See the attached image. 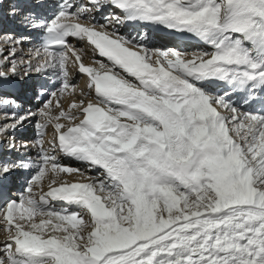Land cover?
Returning a JSON list of instances; mask_svg holds the SVG:
<instances>
[{
  "label": "bare ground",
  "instance_id": "obj_1",
  "mask_svg": "<svg viewBox=\"0 0 264 264\" xmlns=\"http://www.w3.org/2000/svg\"><path fill=\"white\" fill-rule=\"evenodd\" d=\"M258 1L126 0L128 22L101 1L38 5L54 21L61 4L83 31L60 54L40 58L33 81L41 99L0 90L2 128L16 126L3 139L28 164L0 200V264H264V221L233 209L208 212L222 202L211 186L184 195L177 179L151 173L165 171L158 146L169 160L190 156L188 119L203 120L220 139L229 126L241 128L234 146L246 160L264 158V91L227 98L221 82L264 78ZM15 3L3 8L16 12ZM31 14L25 7L18 18L32 22ZM19 27L0 22L6 62L38 50L37 32ZM252 181L264 215V179ZM206 212L217 221L198 226Z\"/></svg>",
  "mask_w": 264,
  "mask_h": 264
},
{
  "label": "rangeland",
  "instance_id": "obj_2",
  "mask_svg": "<svg viewBox=\"0 0 264 264\" xmlns=\"http://www.w3.org/2000/svg\"><path fill=\"white\" fill-rule=\"evenodd\" d=\"M258 2L263 9L264 0H259ZM58 92H61V88L58 89ZM184 123V129L187 130L190 143L192 144L190 156L187 157L186 160H179L180 162L174 159L169 160L165 157L161 146H158L155 148V154L157 155L156 157L160 158V162L162 161L161 165L164 167L165 171H154V173L151 169V173L155 174V178L159 180L163 177L166 179L174 177L173 179L178 180L176 181L180 185V192L182 194L184 193V195L193 192L196 194L201 192V194H203L206 191L205 188L211 186L219 194V199L222 200V202L220 203L221 205L219 204L220 206L218 205L219 207L214 204L210 205L207 208L208 212L213 213L211 210H214V213L218 212L216 215H220L225 212H232L233 210V212H235L237 210L248 212L249 214L252 213L251 215L254 214L256 220L263 222L264 215L262 212H259L258 206L256 207L257 209L254 207L255 204L253 203V199L256 197L254 193L257 188L255 186L256 183L253 182L252 179L254 180L260 177L264 179V158H262L260 154H257L256 157H249L247 155L248 160H246V157H244L246 151H244V149L240 150L238 146H234L235 144L231 139H236L238 137L239 133L237 132H240L241 128L237 130L236 127L231 128L229 126V137L227 136L228 138L220 139L219 137H212V135L209 134L208 128L205 126L203 120L190 121L188 119ZM255 143L258 146L261 142L256 141ZM255 143L254 145L256 146ZM145 172L148 173V177L153 176L151 173L149 174V170H145ZM54 177H56V174ZM153 186L154 189L158 188L157 184ZM249 204L252 205L250 206ZM260 206H263V204ZM214 207L216 208L214 209ZM208 212H206L208 216L205 214L199 215L200 217L197 216L199 220L200 218L204 220H200L201 223L198 221V226L204 225L203 222H205L206 219L207 221L213 219V217L211 218V216H209L210 213ZM212 213L211 215L216 216ZM218 217L219 216H216V219L213 220L217 221ZM207 227H209V225ZM211 227L214 228L213 225H211ZM262 232L264 233V231ZM248 253V255L251 254L250 251H248ZM133 262L135 261H132V263Z\"/></svg>",
  "mask_w": 264,
  "mask_h": 264
},
{
  "label": "water",
  "instance_id": "obj_3",
  "mask_svg": "<svg viewBox=\"0 0 264 264\" xmlns=\"http://www.w3.org/2000/svg\"><path fill=\"white\" fill-rule=\"evenodd\" d=\"M206 230H207V232H209V233H210V232H212V231H213V228H210V227H208Z\"/></svg>",
  "mask_w": 264,
  "mask_h": 264
}]
</instances>
